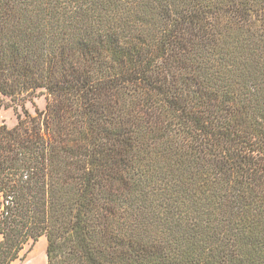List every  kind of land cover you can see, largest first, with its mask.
Segmentation results:
<instances>
[{
  "label": "trees",
  "instance_id": "obj_1",
  "mask_svg": "<svg viewBox=\"0 0 264 264\" xmlns=\"http://www.w3.org/2000/svg\"><path fill=\"white\" fill-rule=\"evenodd\" d=\"M38 90L0 264H264V0H0V108Z\"/></svg>",
  "mask_w": 264,
  "mask_h": 264
},
{
  "label": "rangeland",
  "instance_id": "obj_2",
  "mask_svg": "<svg viewBox=\"0 0 264 264\" xmlns=\"http://www.w3.org/2000/svg\"><path fill=\"white\" fill-rule=\"evenodd\" d=\"M5 104H10V100L3 98ZM47 105L46 96L43 91L38 90L32 96L27 97L24 103H17L10 108L5 106L0 108V127L6 125L13 128L18 123V116L24 115V110L31 115H36L37 111H45ZM2 211V208H0ZM3 237L0 235V243ZM47 246L46 237H41L37 242L29 241L20 251L18 258L11 264H47Z\"/></svg>",
  "mask_w": 264,
  "mask_h": 264
}]
</instances>
